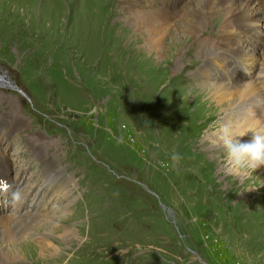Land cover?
Wrapping results in <instances>:
<instances>
[{
    "label": "rangeland",
    "instance_id": "374dc122",
    "mask_svg": "<svg viewBox=\"0 0 264 264\" xmlns=\"http://www.w3.org/2000/svg\"><path fill=\"white\" fill-rule=\"evenodd\" d=\"M80 1L0 0V66L30 98L0 89V118L18 123L12 134L2 132L7 125L0 123V166H5L0 181H7L0 184L6 185L0 216L18 209L21 222L33 229L24 233L18 225L14 231L33 249L40 237L44 246L51 242L48 237L59 242L53 254L42 257L39 250L25 248L9 264H264V171L231 173L216 146L225 150L216 136L225 113L237 111V123L247 105L237 98L233 105L219 104L212 128L197 129L200 104L216 102L201 95L202 75L193 74L206 56L186 43L173 60L165 55L138 72L140 52L146 60L150 55L139 51L135 39H119L129 32L122 19L128 14L121 9V1L128 0ZM200 2L134 0L132 9L149 11L160 4L169 11L179 5L181 16H187V3L198 7ZM82 8L97 10L95 26L78 19ZM260 15L251 11L257 23L251 39L235 29L246 51L253 48L252 60L264 52ZM223 18L204 12L196 35L175 29L167 35L215 42ZM114 21L122 25L112 26ZM177 24L188 25L180 19ZM242 74L235 70L232 76ZM215 122L221 125L213 129ZM253 130L259 126L237 139L249 142ZM205 139L209 144L203 145ZM174 155L180 159L173 160ZM48 171L55 176L52 182L45 178ZM15 190L23 203L13 206Z\"/></svg>",
    "mask_w": 264,
    "mask_h": 264
},
{
    "label": "bare ground",
    "instance_id": "6f19581e",
    "mask_svg": "<svg viewBox=\"0 0 264 264\" xmlns=\"http://www.w3.org/2000/svg\"><path fill=\"white\" fill-rule=\"evenodd\" d=\"M96 1H98V0H96ZM99 1H101V0H99ZM128 1H130V5L128 4ZM128 1H121V3L124 4L121 7L123 13H124V11H126V14H128V15H125L123 17L121 16V17L123 19V22H127V25L125 27H127L129 32H126V33L124 32L123 34H120L119 39H121L120 40L121 42H124L126 39H129V38L135 39L136 40L135 45H137L139 47V51L141 49H145L146 54L150 55V57L146 60L145 59L146 57H144V53H143L144 51L140 52L142 57H141V60H139L140 66L138 68V72H143L144 70H146V68L149 69L148 65L149 66H156L157 65L156 62H158V60H160V59L165 58V55H167L168 59L173 60V58L176 57L179 54V52L181 51L182 46H184L186 43L192 42L191 47L197 48V49L194 48L195 50L193 49V51L195 53H200L199 56H201L202 59L204 58V56H206L203 59V63H202L203 65L201 66V68L199 66L198 67L199 70L197 72L194 71L193 74L199 73L200 75H202L201 85H199V86H202V88L205 89V93L200 92L201 95L203 94V95H205L204 97H207V94H209L213 97L214 102L215 101L216 102L215 103L212 102V104H210V105H207V104H209L208 102H204L203 104H200L199 111H200L201 123H199L200 127H199V125H195V127L197 129H200L202 131L203 129L207 128L208 124H210V128H212V122L215 120V118L217 116V110H218L219 104L229 106L230 104H232V102H234L233 101L234 98H237V101L243 102L244 104L247 105V107H246L247 114L245 116H243L241 121L236 123L235 117H237L236 116L237 111L232 110L228 114H226L224 112L225 116L223 117V121L221 124L222 125L223 124H230L232 126L233 123L235 122V124H234V126H232V128H233V130L237 136L244 134L246 129H248L249 127H251L253 125L259 126L260 130L264 129V94L260 95L261 93H264V52L261 54V56H256L255 60H252L250 57L249 51L253 50V48L251 46H249L250 50L246 51V49H245L246 44L243 43V41H244L243 38H241L240 34H236L237 30H235L236 28H238L242 34H246L251 27L256 26L257 23L252 18L251 11L256 10L259 13H264V0H200L201 2L199 3L198 7H192V6H190L189 3H187V5L186 4L185 5H186V7H188V10H187L188 18H187V16H181V11H179V7H180L179 5L176 6L177 8H175L174 10H169V11H166L164 6H161L160 4L155 8H152L151 6H149V8H150L149 11H145V10L135 11V9L134 10L132 9V3L134 0H128ZM80 2H82V1H80ZM79 4H81V3H79ZM91 6H93V5L91 4ZM98 7H100V5H98ZM95 11H97V10H95ZM95 11L90 10L88 8H84V9L82 8V10L79 12V16H78L79 18L78 19H81L82 22H84L85 24L93 25V23H95V21L97 19L95 17V13H96ZM103 11H105L104 8H103ZM213 11L218 12L219 15H224L222 22H220L219 19H217L215 22L216 24L219 22L221 23L219 25V28H218V34L216 37L217 41H215V42L210 41L209 42L207 40L191 39V38L188 39L189 37L188 38L181 37L182 40L180 42V39H181L180 37L178 38L176 35H170V36L167 35V32L170 29H175L176 31H178V33H181V32L187 33L188 32L192 36L196 35L200 31H202V25L199 21L200 15L204 12H213ZM119 12L120 11L116 12L115 16L120 17ZM97 14H99V13H97ZM100 15H102V14H100ZM99 17H101V16H99ZM94 18H95V21L92 23ZM103 18L104 17H102V20H103ZM259 18L264 19V16L260 15ZM179 19L185 21L188 25L187 26L185 25L184 27L178 26L177 22ZM78 21H80V20H78ZM85 24H83V25H85ZM107 24H108V22L106 23V25ZM111 24H112V26H115V25L121 26L122 25V24H120L119 21H114ZM83 25H82V27H84ZM93 26H95V25H93ZM82 27H81V29H82ZM90 27H92V26H90ZM132 27L134 28V31L131 30ZM187 27H189V28L187 29ZM85 29L86 28H84L82 30H85ZM119 29H123V28H119ZM86 30H88V29H86ZM93 31L95 32L96 30H93ZM86 32H88V31H86ZM130 33L131 34L133 33L134 38ZM84 35H85V33H84ZM95 35H96V33H95ZM79 36H83V35H79ZM84 37H86V36H84ZM242 37H245V36H242ZM92 38L94 39V36ZM163 38H166V39H163ZM142 39L144 41H142ZM167 39L169 41V44L165 43ZM170 47H172L171 50H169ZM247 47H248V45H247ZM117 48H118V46H117ZM126 50L128 51L127 53L130 56L132 54V52H131L132 48L127 47ZM215 50L216 51L218 50V52L216 53ZM169 51H171L170 54H169ZM188 51H189V49H188ZM188 51L183 55V58H182L180 64L184 63L185 55L188 53ZM253 54H255V53L253 52ZM141 55H139V56H141ZM233 56L234 57L236 56V58L239 59L240 66L233 65V62H232ZM178 62H180V61H178ZM186 63H187V60H186ZM180 64H179V67H180ZM189 64L192 65V63H190V62H189ZM253 65L255 66L254 72L251 71L252 69L249 70V67L252 68ZM133 66H135V64L133 65V63L131 64V66L127 65V67L131 68V69H133ZM174 68H175V65H174ZM177 69H179V68H177ZM205 69H208L209 72L205 71ZM212 69H217V71L213 73ZM184 70H185V66H182L181 73ZM235 70L236 71L240 70L241 72H243L242 76H237V77L233 78L232 73ZM133 71H131L132 74H133ZM224 75H229L230 79L227 80L226 78H224ZM135 82L140 84V80L139 81L136 80ZM130 83H131V81H130ZM132 83H134V81ZM197 88H199V87H197ZM259 92H261V93L259 94ZM198 97H199V95L197 96V98ZM205 105L208 106L209 110H207V108H206L207 111H205L203 109V106H205ZM198 114H199V112H198ZM16 119L17 118H13L10 121L6 122V119L1 117L0 123L4 122V126L7 125L6 128L11 130V131H8V130L5 131L6 128L4 129L2 127V132L9 133V134L11 132V134H12V132H14V130L17 128V125H14V124H18L16 122ZM198 119H200V118H198ZM221 124H220V122L219 123L215 122L214 126H216V127H214L213 129L220 127ZM253 131H255V130H253ZM256 131H258V130H256ZM216 136H218V135H216ZM242 139H244V138H242ZM209 141H211V140H209ZM209 141L207 139H205L203 141L204 142L203 145H206L207 143L209 144ZM212 146L214 147V145H212ZM216 146H217L218 155L221 158H222V156L224 157L226 155V151L223 150L221 148V146H219V145H216ZM3 167H5V166L4 165L0 166V174L1 175L3 174V171H4ZM260 170L264 171V166H261ZM54 177L55 176H53L49 171L45 175V178L48 179L47 182H52ZM57 184H60V183L57 182ZM7 194H9V192ZM3 196L7 197L8 195L6 196V194H3ZM29 197L30 196H28L27 198H29ZM1 198H2V196L0 197V208L3 205V202H1V200H2ZM18 211H19L18 209H15L14 214H9V215L2 216V217L0 216V218L3 220V221H0V226L2 227V229L0 228V264L12 263L15 259L20 257L19 252L22 249L25 250V248L30 249V250H34V251L39 250L40 252L38 251V253L41 254L42 257L45 255L44 253L50 252V254H53L51 252L55 249L54 244H59V242H56L58 239L56 240L55 238L48 237V239L52 242V244L50 242L47 246H44L41 243H44L46 241V239L44 237H40L39 238V244H40L39 247H37V248L35 247L36 250H35V248L33 249V246H31L29 243L25 242V240H24L25 238H23V237L20 238L21 237L20 236L21 234H19L20 232L16 233L14 231L15 227H17L18 225L22 228V232H24V233L33 229V228L27 229L29 227H32L28 221L21 222V220H23V219L21 218V214L20 213L18 214ZM26 215L29 216L30 213H27ZM32 216H35V218L39 219L40 223L48 222L47 219L44 218L42 214H37V215L32 214ZM24 229H27V230L23 231ZM40 236H42V235H40ZM59 239H60V235H59ZM5 240L8 241L7 242L8 245L5 244ZM20 242H21V246L23 248L20 247V245H19ZM2 243H4L5 246H3ZM2 246H3V248H2ZM5 248H7V249H5ZM38 248H40V249H38Z\"/></svg>",
    "mask_w": 264,
    "mask_h": 264
},
{
    "label": "clouds",
    "instance_id": "9594fccd",
    "mask_svg": "<svg viewBox=\"0 0 264 264\" xmlns=\"http://www.w3.org/2000/svg\"><path fill=\"white\" fill-rule=\"evenodd\" d=\"M253 137L249 142H240L230 124H223L218 130V140L226 151V164L231 173L247 175L249 170L255 171L264 166V129L252 131ZM179 160L178 155L172 157ZM13 206L22 204L23 198L20 190L11 192L10 197Z\"/></svg>",
    "mask_w": 264,
    "mask_h": 264
}]
</instances>
